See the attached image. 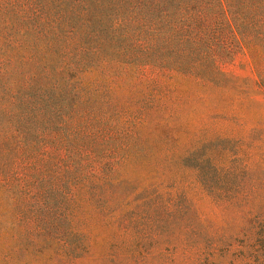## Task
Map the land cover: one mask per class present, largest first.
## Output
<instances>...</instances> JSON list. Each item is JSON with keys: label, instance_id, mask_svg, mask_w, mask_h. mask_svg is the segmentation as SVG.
I'll return each mask as SVG.
<instances>
[{"label": "trees", "instance_id": "16d2710c", "mask_svg": "<svg viewBox=\"0 0 264 264\" xmlns=\"http://www.w3.org/2000/svg\"><path fill=\"white\" fill-rule=\"evenodd\" d=\"M245 48L264 59V0H0V147L13 151L14 192L25 195L14 223L27 240L67 257L88 251L70 227V195L92 187V163L128 152L90 133L124 69L199 76ZM246 160L233 149L194 167L232 224L223 245L192 227L196 264H264V164Z\"/></svg>", "mask_w": 264, "mask_h": 264}, {"label": "rangeland", "instance_id": "374dc122", "mask_svg": "<svg viewBox=\"0 0 264 264\" xmlns=\"http://www.w3.org/2000/svg\"><path fill=\"white\" fill-rule=\"evenodd\" d=\"M119 79L104 126L90 133L92 144L128 152L105 169L92 163V187L79 185L70 195V227L81 232L76 243L88 251L67 257L56 243L41 249L15 225L25 195L14 192L6 142L0 147V264H196L192 227L225 243L230 214L194 167L223 161L233 149L248 164H264V59L237 49L203 75L144 66L124 69ZM49 152L54 161L63 157Z\"/></svg>", "mask_w": 264, "mask_h": 264}]
</instances>
